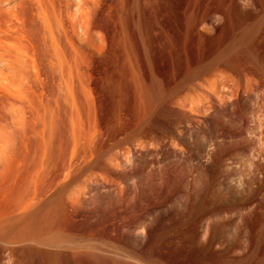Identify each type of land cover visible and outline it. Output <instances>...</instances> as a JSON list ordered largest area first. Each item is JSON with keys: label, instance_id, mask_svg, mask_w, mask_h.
<instances>
[{"label": "rangeland", "instance_id": "1", "mask_svg": "<svg viewBox=\"0 0 264 264\" xmlns=\"http://www.w3.org/2000/svg\"><path fill=\"white\" fill-rule=\"evenodd\" d=\"M263 224L264 0H0V264H264Z\"/></svg>", "mask_w": 264, "mask_h": 264}, {"label": "bare ground", "instance_id": "2", "mask_svg": "<svg viewBox=\"0 0 264 264\" xmlns=\"http://www.w3.org/2000/svg\"><path fill=\"white\" fill-rule=\"evenodd\" d=\"M261 230H264V224L262 225ZM157 263H158V262H157ZM161 264H166V263H161Z\"/></svg>", "mask_w": 264, "mask_h": 264}]
</instances>
